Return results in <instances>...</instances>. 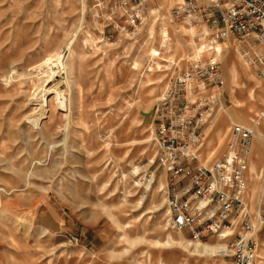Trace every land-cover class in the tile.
<instances>
[{
	"label": "rangeland",
	"instance_id": "1",
	"mask_svg": "<svg viewBox=\"0 0 264 264\" xmlns=\"http://www.w3.org/2000/svg\"><path fill=\"white\" fill-rule=\"evenodd\" d=\"M180 2L0 0V264L230 263L227 242L171 228L154 115L172 80L216 52L225 83L206 90L203 150L216 161L232 126L264 112V78L237 44L207 51L202 30L171 22ZM247 179L264 264V118Z\"/></svg>",
	"mask_w": 264,
	"mask_h": 264
},
{
	"label": "built area",
	"instance_id": "2",
	"mask_svg": "<svg viewBox=\"0 0 264 264\" xmlns=\"http://www.w3.org/2000/svg\"><path fill=\"white\" fill-rule=\"evenodd\" d=\"M136 0H125L128 2ZM143 3L134 7L130 26L143 15ZM171 22L199 28L208 37L207 51L221 43H235L248 66L264 78V0H182L170 14ZM214 54L196 59L176 76L160 98L154 115L155 144L166 172L165 193L171 228L195 241L208 236L227 242L229 264H259L257 225L246 195L247 169L253 151L255 127L234 124L227 153L216 161L203 156L204 126L213 114L217 96L206 97L207 87L218 89L225 80ZM71 237L72 243H78Z\"/></svg>",
	"mask_w": 264,
	"mask_h": 264
},
{
	"label": "bare ground",
	"instance_id": "3",
	"mask_svg": "<svg viewBox=\"0 0 264 264\" xmlns=\"http://www.w3.org/2000/svg\"><path fill=\"white\" fill-rule=\"evenodd\" d=\"M200 56V55H199ZM58 64H60V62H58ZM61 65H59V67H60ZM60 69V68H59ZM57 73V72H56ZM60 73V72H59ZM58 75V74H57ZM44 80V79H43ZM45 83H46V81H44ZM45 83H43V84H45ZM42 86V85H41ZM56 89V88H55ZM43 97H45V96H43ZM56 97H57V99L59 98V97H63L62 95H59V93H57L56 94ZM42 101H44V100H42ZM58 101V100H57ZM51 106V105H50ZM55 106V105H54ZM57 106L58 107H65L64 106V102L63 101H61V100H59V104H57ZM39 107V106H38ZM38 107H36L35 109H34V111L35 110H37L38 109ZM40 110H41V114H40V117H44L43 119H45V116H46V111H45V109H44V106H42V104L40 103ZM55 108V107H54ZM57 108V107H56ZM67 111L69 110V107L67 106ZM58 110H59V108H58ZM56 111V110H55ZM55 117V116H54ZM39 121V120H38ZM32 122H33V124L34 125H36L37 123V120H32ZM47 123V122H46ZM153 183H154V178L153 177H150L149 179H148V182H147V184H146V187L148 188V189H150L152 186H153ZM169 238H171V235L169 236ZM220 240V239H219ZM220 241H222V240H220ZM197 242H202V241H197ZM222 242H225V241H222ZM226 244V243H225ZM227 245V244H226ZM224 249V248H223ZM222 249V250H223ZM225 251H228V248H227V246H226V250L224 249V251H222V253L223 252H225ZM216 253H218V252H220V249L219 250H216L215 251Z\"/></svg>",
	"mask_w": 264,
	"mask_h": 264
}]
</instances>
